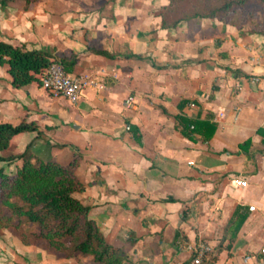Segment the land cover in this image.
Returning <instances> with one entry per match:
<instances>
[{"label":"crops","instance_id":"0c3cea01","mask_svg":"<svg viewBox=\"0 0 264 264\" xmlns=\"http://www.w3.org/2000/svg\"><path fill=\"white\" fill-rule=\"evenodd\" d=\"M165 1L0 6V41L47 48L74 60L68 73L95 81L71 103L38 81L13 87L7 65H0V121L37 126L12 136L8 151L29 147L64 164L77 150L74 173L83 190L74 196L89 206L122 264H190L189 246L199 241L215 249L210 264H258L264 249V34L217 18L165 28L157 14ZM178 116L209 120L214 131L206 140L204 133L187 137ZM0 167L15 171L12 162ZM237 211L245 219L235 232ZM3 234L12 245L8 264H92L88 254L66 257L38 242L23 244L9 230Z\"/></svg>","mask_w":264,"mask_h":264},{"label":"trees","instance_id":"16d2710c","mask_svg":"<svg viewBox=\"0 0 264 264\" xmlns=\"http://www.w3.org/2000/svg\"><path fill=\"white\" fill-rule=\"evenodd\" d=\"M13 1L0 0V6L5 7ZM246 1L250 0H168L158 8L157 14L165 28L191 18L226 21L229 9ZM258 1L264 6V0ZM250 31L264 34L261 27ZM51 61H59L66 72L74 62L73 59L55 57L47 48L25 50L0 41V65H7L13 87L40 82ZM177 120L180 132L187 137L204 133L206 140L215 128V123L209 120L199 122L184 116H178ZM28 130L36 131L37 126L26 121L17 124L0 121V162L15 164L13 173L0 167V228H14L23 244L29 243L30 239L43 241L66 257L88 254L92 264H122L120 252L105 240L89 216V206L74 196V192L83 190V184L74 173L80 153L74 150L68 162L63 164L52 158L43 159L33 154L29 147L19 154L9 152L12 136ZM248 142L245 140L239 147L243 148ZM244 219L245 214L239 211L232 217L235 232ZM32 223L36 226L31 227ZM214 250L208 252L202 264H210Z\"/></svg>","mask_w":264,"mask_h":264},{"label":"built area","instance_id":"2783aa9c","mask_svg":"<svg viewBox=\"0 0 264 264\" xmlns=\"http://www.w3.org/2000/svg\"><path fill=\"white\" fill-rule=\"evenodd\" d=\"M260 78L255 76L252 81L258 82ZM40 85L53 95L62 96L69 102H76L81 93L88 87L94 86L95 81L89 74H70L66 72L63 65L59 61H51L44 74L41 76ZM131 97L128 96L126 103L130 102ZM190 106H194L193 103ZM238 184H245L244 181L236 180ZM253 206H249L252 210ZM192 256L190 264H202L204 257L210 252L211 246L208 242L199 241L189 246ZM194 253V254H193ZM249 256L244 257V262H247ZM258 264H264V249L261 250V258L257 261ZM181 264V263H178Z\"/></svg>","mask_w":264,"mask_h":264},{"label":"rangeland","instance_id":"374dc122","mask_svg":"<svg viewBox=\"0 0 264 264\" xmlns=\"http://www.w3.org/2000/svg\"><path fill=\"white\" fill-rule=\"evenodd\" d=\"M37 0H14L11 3V6L13 8H15L16 10L18 9H26L28 7V5L32 2H36ZM46 2H78V1H82V0H45ZM168 0H166L165 2H167ZM211 1H217L220 2V0H211ZM218 19V18H217ZM223 21V20H221ZM228 21H235L238 24H244L248 27V31L250 33H254L251 32V28H264V6L262 5V3H260L258 0H253V1H246L243 3H239V4H235L233 5L227 14V19L226 21L223 22H228ZM260 34V33H258ZM36 226L35 223H32L31 227ZM5 230H9L10 233L13 232L14 234L18 235V231L14 228H0V261H2V264H8V262L11 260L10 258L7 260L5 259L7 255L6 252V247L7 246H12L11 240L10 239H2L4 235L3 233L5 232ZM11 236V235H10ZM11 238V237H9ZM38 242L41 245H43L44 247L46 246L47 249L49 250H54L51 247H49L48 245H46L43 241H34L32 239H30V242ZM10 242V243H8ZM6 245V246H5ZM8 250V249H7ZM54 251H58L61 252L59 250H54ZM63 253V252H62ZM17 254V256H15L14 260L15 261H20V257L21 255L18 254L17 251H15V255ZM19 255V256H18ZM28 262H31L28 260ZM15 264H20L18 262H15ZM30 264V263H29Z\"/></svg>","mask_w":264,"mask_h":264}]
</instances>
